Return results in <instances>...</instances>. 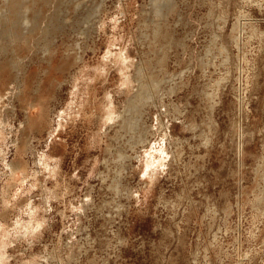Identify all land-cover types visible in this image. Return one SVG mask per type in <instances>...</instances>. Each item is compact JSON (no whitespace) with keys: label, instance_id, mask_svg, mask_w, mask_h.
Returning <instances> with one entry per match:
<instances>
[{"label":"rangeland","instance_id":"1","mask_svg":"<svg viewBox=\"0 0 264 264\" xmlns=\"http://www.w3.org/2000/svg\"><path fill=\"white\" fill-rule=\"evenodd\" d=\"M13 1L0 264H264V0Z\"/></svg>","mask_w":264,"mask_h":264},{"label":"bare ground","instance_id":"2","mask_svg":"<svg viewBox=\"0 0 264 264\" xmlns=\"http://www.w3.org/2000/svg\"><path fill=\"white\" fill-rule=\"evenodd\" d=\"M22 1H23V0H14L13 3H15V6H16V4H17V7H18V5H20V4L22 3ZM24 1H26V0H24ZM151 1L153 2V0H151ZM155 1H156V0H155ZM155 1H154V2H155ZM154 2H153V4H154ZM160 2H161V1H159V3H160ZM13 3H12V4H13ZM159 3H158V5H159V6H158V7H159L158 10H160V6L162 5V3H160L161 5H160ZM153 4H152V5H153ZM156 5H157V1H156ZM156 5H155V6H156ZM11 6H12V5H11ZM15 6L13 5L12 7H15ZM20 7H21V6H19V9L22 10L23 6H22V8H20ZM156 7H157V6H156ZM161 7H162V6H161ZM16 9H17V8H16ZM13 10H14V8H13ZM17 11L20 12L18 9H17ZM22 11H23V10H22ZM13 12H14V11H13ZM159 12H160V11H159ZM11 13H12V12H11ZM16 13H17V12H16ZM22 13H23V12H22ZM22 13H21V15H22ZM157 14H158V12H157ZM14 15H15V14H14ZM37 15H38V14H37ZM37 15H36V16H37ZM18 16H19V15H18ZM22 16H23V15H22ZM36 16H35V17H36ZM52 17H53V16H52ZM13 18H14V17H13ZM13 18H12V20H13ZM18 18H19V17H18ZM36 19H37V18H36ZM16 20H17V19H16ZM21 20H22L21 23L24 25V24L26 23L25 18H24V19L21 18ZM34 21H35V20H34ZM14 22H15V21H13L12 23H14ZM32 23H33V21H32ZM15 24H16V23H15ZM18 24H19V23H18ZM34 24H35V23H34ZM11 25H13V24H11ZM31 26H32V25H31ZM35 26H36V28L38 29V27H37L38 25H35ZM11 27H12V26H11ZM20 27L22 28L23 26L20 25L19 28H20ZM32 28H33V27H32ZM30 29H31V28H30ZM0 30H1V29H0ZM15 30H16V29H15ZM15 30H14V31H15ZM19 30H22V29H19ZM19 30H18V31H19ZM31 30H32V29H31ZM1 31H2V30H1ZM22 31H23V30H22ZM28 31H30V30H28ZM28 31H27V32H28ZM36 31H37V30H36ZM16 32H17V31H16ZM16 32H15V33H16ZM34 32H35V31H34ZM0 33H1V32H0ZM2 33H3V32H2ZM13 33H14V32H13ZM17 33H18V32H17ZM21 33H22V32H21ZM21 33H20V35H21ZM23 33H24V31H23ZM29 34H30V33H29ZM5 35H6V34H5ZM5 35H3V36L5 37ZM7 35H8V34H7ZM14 35H16V34H14ZM23 36H24V35H23ZM34 36H35V35H34ZM14 37H15V36H14ZM20 37H21V36H20ZM24 37H25V36H24ZM24 37H23V38H24ZM5 38H6V37H5ZM7 38H8V37H7ZM0 39H1V37H0ZM13 39H14V38H13ZM15 39H16V38H15ZM17 39H18V38H17ZM17 39H16V40H17ZM21 39H22V38H21ZM25 39H27V38H25ZM3 40H4V39H3ZM23 40H24V39H23ZM24 41H25V40H24ZM30 41H31V40H30ZM0 42H1V41H0ZM19 42H21L20 39H19ZM25 42H26V41H25ZM33 42H35V41H33ZM25 44H29V43H25ZM154 87H155V85H154ZM142 94H143V93H142ZM139 95H140V93H139ZM136 97H137V96H136ZM136 97H135V98H136ZM138 97H139V96H138ZM135 98H134V99H135ZM141 98H142V95H141ZM134 99H133V100H134ZM138 100H139V99H138ZM131 101H132V100H131ZM132 105H133V104H132ZM134 106H135V105H134ZM127 107H128V105H127ZM133 109H134V107H133ZM119 119H120V118H119ZM126 119H127V118H126ZM124 120H125V119H124ZM128 121H130V120H128ZM128 121H127V122H128ZM131 121H132V120H131ZM131 121H130V122H131ZM127 122L124 123V124H126L127 127L129 126V128H131V127H133V126L135 125V124L132 125L130 122H129V123H127ZM131 129H133V128H131ZM151 154H152V153H151ZM160 154H162V151L160 152ZM155 155H157V154H155ZM162 155H163V154H162ZM160 156H161V155H160ZM150 157H151V156H150ZM160 158H161V157H160ZM152 159H153V158H152ZM159 160H160V159H159ZM154 161H155V160H154ZM150 173H151V172H150Z\"/></svg>","mask_w":264,"mask_h":264}]
</instances>
